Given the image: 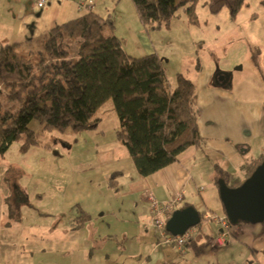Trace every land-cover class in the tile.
<instances>
[{
	"label": "rangeland",
	"instance_id": "obj_1",
	"mask_svg": "<svg viewBox=\"0 0 264 264\" xmlns=\"http://www.w3.org/2000/svg\"><path fill=\"white\" fill-rule=\"evenodd\" d=\"M100 11L114 19L115 31L125 38L122 41L126 48L135 50L132 44L142 43L139 33L142 29L152 50L165 64L173 87L178 73L195 82L201 102H207L204 114L215 119L217 135L224 125L221 120L227 117L231 122V118L239 117L251 152L254 156L262 152L264 5L261 0H249V5L235 18L228 8L213 14L208 0H200L196 5L198 24L190 23L185 10L180 8L171 27L160 29L146 28L141 23L133 0H110ZM134 52L132 56H143ZM222 73L230 76V83L216 82ZM241 100L248 104H239ZM220 102L224 103L225 113L219 109L215 117L210 116L211 108ZM97 117H100L97 127L67 132L46 130L38 119H33L30 127L38 142L24 149L22 137L0 155V264H178L181 261L178 245L162 242L153 227L147 232L138 221L142 208L119 196L110 185L108 173L116 159L124 161L125 156L130 157L125 146H121L123 150L119 148L116 135L119 119L112 99L99 108ZM255 126L260 129L258 134L254 133ZM210 154L213 162L224 164L225 159L218 153L210 151ZM198 184H204L206 189L190 197L196 208L202 209L204 202L213 205L211 195L217 189L213 177L206 174ZM216 201L222 205L220 196ZM219 208L213 209L220 212ZM82 210L87 211L89 219L83 227L75 228ZM211 223L214 220L203 219L197 225V233L204 237ZM233 239L231 236L230 240ZM166 246H171L174 252L170 253ZM235 255L236 252L228 264L236 263ZM209 259L215 261L214 256Z\"/></svg>",
	"mask_w": 264,
	"mask_h": 264
},
{
	"label": "trees",
	"instance_id": "obj_2",
	"mask_svg": "<svg viewBox=\"0 0 264 264\" xmlns=\"http://www.w3.org/2000/svg\"><path fill=\"white\" fill-rule=\"evenodd\" d=\"M199 1L133 0L139 20L152 29L170 28L180 8L190 23L198 24ZM245 5L249 0H208L213 14L228 8L234 18ZM37 40L29 51L21 50L18 42L0 48V155L22 137L24 149L38 142L30 127L33 119L46 130L60 132L97 127V111L109 99L119 119L117 139L127 147L139 174L149 176L175 162L189 146H200L195 82L178 73L173 87L157 53L130 55L110 15L90 9ZM263 159L264 155L248 161L243 176L217 164L214 183L218 188L219 179H224L236 187ZM200 212L205 219V210ZM82 216L89 217L85 211ZM242 224H230L229 232L235 235L232 229ZM193 242L194 238L187 246Z\"/></svg>",
	"mask_w": 264,
	"mask_h": 264
},
{
	"label": "crops",
	"instance_id": "obj_3",
	"mask_svg": "<svg viewBox=\"0 0 264 264\" xmlns=\"http://www.w3.org/2000/svg\"><path fill=\"white\" fill-rule=\"evenodd\" d=\"M109 1L110 0H49V4L46 7L39 8L35 0H0V48L2 44L18 42L21 50L29 51L37 46V39L39 37L49 33L57 24L78 17L90 9L103 15L100 9L106 7ZM142 32L141 29L139 33L140 36L143 37L142 43L138 42L132 44V49L135 50L126 48L127 46L124 44V49L130 55H134V51H138V55L154 52L151 43ZM115 33L120 38L125 39L120 32L115 31ZM216 82H220V80L217 79ZM197 94L198 107L200 110L198 125L202 136L200 146H189L178 154L175 162L149 176L139 174L130 153V157L125 156L124 161L116 159L117 163L109 170L110 172L108 175H111V187L115 188L118 194H121L119 196H125L129 202L134 201L136 208H142V211L139 212L141 219L138 221L147 232L153 227L151 225V202L149 200V195L151 193L160 201L170 200L177 194L182 193L183 200L179 207H181L184 202H190L195 206L190 197L193 196L194 192L201 194L206 189L204 184L200 185L198 182L204 178L206 174L208 177L212 176L214 179L217 164L226 171L238 173L243 176L246 163L264 155V147H262V152L257 156H254L251 152V145L243 137L244 127L240 125L239 117L236 119L231 118V122L227 121V117L221 120L224 125L217 135L213 126L215 119L213 120L209 116H206L203 112V107H205L207 102H201L198 91ZM238 103L248 104L247 101L242 100ZM215 105L216 108H211L212 110L219 108L215 112L211 110L212 115L210 116L215 117L219 109L223 111V114L225 113L223 102H220L219 106L217 103H215ZM254 119L255 118H253L252 123ZM253 129L255 134L260 132V129L256 126ZM233 133L234 135L231 136ZM119 143L121 144L119 148L122 149L123 147L121 146L125 145L121 142ZM125 148L127 149L126 146ZM210 151L218 153L221 158H224V164L221 162H213ZM214 190L216 191H213L211 195V201H214L213 205H208L204 202L203 208L199 210H209L220 215L225 214L223 204L221 205L220 202L216 201L217 196H220L219 190L218 188ZM20 193L19 191V194ZM211 203L212 202H210V204ZM220 206V212H216V210L213 209ZM88 219L89 217L85 218L82 216L80 221L78 220L79 222L75 225V228L83 227ZM214 223L210 224V231L205 233L204 237L197 233L194 237V242L192 245H188L185 251H181L178 248L182 255L181 261H179L178 264L183 261L190 264H228L231 262L230 259L234 252L237 253L235 257L233 256V259L236 261L235 264H264L263 224L244 223L236 229H232L235 235L230 233L225 244H215L213 238L217 237L222 232V227L217 221H214ZM215 228L217 231L216 233H214ZM231 236L234 237L233 240H230ZM201 244L204 246H201ZM158 248L159 247H156L155 249L157 250ZM165 249L170 251V253L171 250L173 251L171 246H166ZM163 251L166 252V250ZM210 256H214L215 261L211 262V259H209ZM163 258L164 257L161 259Z\"/></svg>",
	"mask_w": 264,
	"mask_h": 264
},
{
	"label": "water",
	"instance_id": "obj_4",
	"mask_svg": "<svg viewBox=\"0 0 264 264\" xmlns=\"http://www.w3.org/2000/svg\"><path fill=\"white\" fill-rule=\"evenodd\" d=\"M219 80L229 82L230 76L222 73ZM218 188L232 225L241 222L264 225V159L240 185L231 187L224 179H219ZM201 221L200 210L191 204L175 209L166 221V229L173 235H182Z\"/></svg>",
	"mask_w": 264,
	"mask_h": 264
},
{
	"label": "built area",
	"instance_id": "obj_5",
	"mask_svg": "<svg viewBox=\"0 0 264 264\" xmlns=\"http://www.w3.org/2000/svg\"><path fill=\"white\" fill-rule=\"evenodd\" d=\"M39 8H44L49 4V0H35ZM151 202V224L158 231L162 242L175 243L181 251H185L187 243L192 240L198 232V226L190 227L182 235H173L166 229V221L170 214L177 208L183 200V194H177L167 201L158 200L152 193L149 195ZM205 219H212L220 223L222 232L213 239L215 244H225L229 235L230 221L226 214H217L212 211H205Z\"/></svg>",
	"mask_w": 264,
	"mask_h": 264
}]
</instances>
